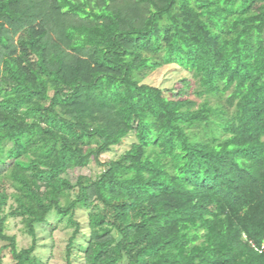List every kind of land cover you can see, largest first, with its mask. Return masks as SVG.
Returning a JSON list of instances; mask_svg holds the SVG:
<instances>
[{
    "label": "trees",
    "instance_id": "trees-1",
    "mask_svg": "<svg viewBox=\"0 0 264 264\" xmlns=\"http://www.w3.org/2000/svg\"><path fill=\"white\" fill-rule=\"evenodd\" d=\"M52 214L66 264H264V0H0V264Z\"/></svg>",
    "mask_w": 264,
    "mask_h": 264
},
{
    "label": "rangeland",
    "instance_id": "rangeland-1",
    "mask_svg": "<svg viewBox=\"0 0 264 264\" xmlns=\"http://www.w3.org/2000/svg\"><path fill=\"white\" fill-rule=\"evenodd\" d=\"M185 78L191 79V74L177 65H170L151 74L147 79V83L161 88L164 94L169 96L168 91L179 87L180 82ZM134 140V135L126 138L120 146L115 147L110 153L103 155L101 159L102 162H109L123 154L131 147ZM100 171L101 168L93 165L91 168L82 170L81 173L93 176ZM77 175V171H70L68 177L75 183L77 181ZM77 219L82 224L83 231L87 233V213L83 210L80 211ZM37 230L38 249L36 255L46 264H66V247L74 229L68 226L67 223H57L55 215L52 214L49 217V223L38 227ZM8 234L17 237L20 248H28L31 245V238L22 232V224L18 221H9ZM81 244H84V241L79 238L76 243V249H78ZM1 246L2 244H0V247ZM10 261V255L6 252L5 262L9 263ZM72 264H85L82 254H78L76 251Z\"/></svg>",
    "mask_w": 264,
    "mask_h": 264
},
{
    "label": "bare ground",
    "instance_id": "bare-ground-1",
    "mask_svg": "<svg viewBox=\"0 0 264 264\" xmlns=\"http://www.w3.org/2000/svg\"><path fill=\"white\" fill-rule=\"evenodd\" d=\"M12 218V217H11ZM14 219V218H13ZM9 227V226H8Z\"/></svg>",
    "mask_w": 264,
    "mask_h": 264
}]
</instances>
